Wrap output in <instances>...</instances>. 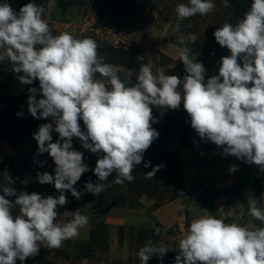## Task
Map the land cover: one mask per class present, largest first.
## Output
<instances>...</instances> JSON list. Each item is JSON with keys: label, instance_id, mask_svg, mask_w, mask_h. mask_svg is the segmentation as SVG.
<instances>
[{"label": "clouds", "instance_id": "1", "mask_svg": "<svg viewBox=\"0 0 264 264\" xmlns=\"http://www.w3.org/2000/svg\"><path fill=\"white\" fill-rule=\"evenodd\" d=\"M223 2L230 6L228 0ZM215 7L213 0H188L175 11L183 20L206 15ZM44 15L45 8L32 2L18 13L7 2L0 3V62L9 60L13 72L22 73L18 78L23 84L39 81V89H29L28 111L36 119L51 118L55 125L42 124L33 134L38 153L47 152L53 159L55 175L38 173L37 179L40 184H54L60 195H17L11 187L14 181L6 175V183L0 184V264L34 257L41 244L58 249L88 224L81 209L68 213V222L57 221V206L67 203L65 191L79 199L82 193L74 185L89 171L83 153L73 149V137L84 149L103 154L94 168L99 182H87V192L105 191L110 185L104 181L113 173L117 184L134 180V167L159 136L151 127V106L176 110L183 104L202 140L222 147L225 156L264 170V0H252L236 25L226 22L215 30V40L230 55L221 57L218 75L207 81L203 64L190 58L187 46L179 53L187 73L183 82L176 75H165L163 69L154 73L150 63L140 67L134 83L131 73L128 82L122 81L118 67L103 62L93 39H77L68 32L53 35ZM178 39L184 43L182 36ZM37 92L42 98L37 99ZM53 131L59 134L56 142H52ZM149 166L150 162L145 163ZM161 167H153L146 176L153 178ZM229 171H237V166ZM13 196L14 201L6 198ZM248 203L249 215L264 223V210L254 199ZM15 206L19 214L14 217ZM178 247L175 264H264V227L250 229L203 216L192 220ZM167 252L166 246L146 241L138 257L147 264L153 256L162 259Z\"/></svg>", "mask_w": 264, "mask_h": 264}, {"label": "trees", "instance_id": "2", "mask_svg": "<svg viewBox=\"0 0 264 264\" xmlns=\"http://www.w3.org/2000/svg\"><path fill=\"white\" fill-rule=\"evenodd\" d=\"M60 1L74 9L83 8L94 11L98 22L109 18L113 27L121 29L137 23V19L144 15H151L157 25L158 23L162 25L175 13L178 4L188 3V0ZM5 2L18 13L22 6L30 2L35 3V0H0V3ZM251 2L252 0H228L230 6L225 7L223 0H213L216 7L212 12L180 20L177 24L179 30L177 31L176 26L170 33L169 43L179 51L187 46L190 49V57L203 53L207 58L208 67H213L218 72L221 57L230 55V52L228 49L227 54L222 51V47L213 34L226 22L236 25L249 10ZM95 29V27L89 28L74 37L93 39L98 45V54L103 58V62L117 66L122 81L128 82L129 73H131V82L134 83L140 67L149 63L154 73L158 69H163L165 75H176L182 82L183 77L187 75L180 57L173 59L160 51L136 45L125 39L112 41L107 31L97 33ZM50 30L53 35H59L53 27H50ZM180 36L184 39L183 44L179 42ZM191 37L195 39H190ZM13 67L7 59L0 62V141L6 144L5 148L0 150V184L6 183L7 175L14 181L11 187L16 189L17 195L27 192L28 194L38 193L42 197H57L60 193L55 189L54 184L38 182V173L48 172L55 175V163L47 152L38 153V144L33 137L40 125L53 122L51 118L36 119L28 111L29 89L33 87L39 89L38 80L33 81L31 85L24 84L23 89L17 94L12 92V82L19 80L18 77L22 75V73L13 72ZM97 78L103 79L98 73ZM40 98L42 93L37 92V99ZM151 107L153 115L151 127L159 133V136L143 154L142 163L134 167L132 182L125 181L123 184H117L115 183L116 174L113 173L104 181L106 185H110L105 191L98 195L87 192L85 190L87 182H99L94 174V168L96 161L102 158L103 154H95L84 149L80 140L73 137V149L83 153V162L88 165L89 171L82 174L80 180L74 185L77 191L82 193L79 199L73 197L70 191L66 190L64 194L67 200L77 202L79 204L77 209H81L82 214L88 217L87 237L82 241H67L68 249L40 245L37 255L23 262L17 259L16 264H141L138 251L145 246L146 241H152L156 247L166 246L168 249L162 259L159 256H153L147 264H175V258L179 254V240L187 233L189 225L185 223L183 230L179 224L165 227L156 220L153 212L178 199L183 190L179 160L176 154L168 152V144L177 143L180 147L191 148L194 145L192 137L195 130L191 127L190 117L183 106L176 110ZM79 123L82 131H86L83 121ZM53 127H55L54 123ZM51 135L52 142L59 139V134L55 131ZM234 158L241 168L248 170L250 163L243 162L235 156ZM148 162L150 166L145 167V163ZM157 165H164V167H161L153 178L147 177L146 174ZM2 194L3 191L0 188V195ZM6 198L11 201L16 199L15 196ZM202 204L207 205L204 201ZM207 206L210 213L215 215L212 201ZM59 207L60 205L57 209ZM112 208L143 211L149 225L141 228L136 236L133 234L132 227L120 226L118 241L120 247L127 244V254L123 259L103 263L101 260L95 261V258L108 250L110 225L107 213ZM18 211L19 206L12 209L14 217L18 215ZM225 222L233 223L234 221ZM238 224L244 226L241 223ZM254 226L255 228L250 229L260 227L257 223H254ZM157 228L160 229L159 233L156 232Z\"/></svg>", "mask_w": 264, "mask_h": 264}, {"label": "rangeland", "instance_id": "3", "mask_svg": "<svg viewBox=\"0 0 264 264\" xmlns=\"http://www.w3.org/2000/svg\"><path fill=\"white\" fill-rule=\"evenodd\" d=\"M35 4L45 8V15L43 16V19L59 34L62 32H68L73 36H77L78 34L85 32L89 28L95 27V32L97 33L101 31H107L108 37L112 41L125 39L135 43L136 45H141L145 48L160 51L161 53L166 54L173 59L179 57L180 51L176 47L171 45L168 40L170 33L180 22V19H178L177 17L176 11L169 18V20L162 25L159 23L157 25L156 20L151 15H144V17H140V19H137V23H132V25H127L123 29H121L113 27L109 18L98 22L97 15L94 11L83 8L79 10L74 9L64 4L60 0H35ZM105 15H107V13ZM222 51L227 54V48L222 47ZM190 58L193 59V61L202 63L204 68L208 67L207 58L203 53L192 55ZM182 84L183 83H181V85L179 86L181 92L183 87ZM181 106H183V104H181ZM5 146L6 144L3 141H0V150L2 148H5ZM255 167V164H250L248 171L252 174L254 182L262 184V201L257 207L261 210H264V170H261L260 167ZM198 197L200 200V204L206 210V213L208 215H212L207 205L210 204V202L215 197L214 190L211 187H205L199 192ZM203 201L206 202L207 205L202 204ZM77 205H79L77 202L67 200V203L65 205L60 206L56 210L58 213L57 221L60 220L62 222H68L71 219L68 213H74L77 210ZM125 210L127 209L112 208L108 211L107 220L110 225L108 235V250L105 254L97 256L95 258V261L101 260L103 263H106L107 261L111 260L123 259L126 256L128 249L127 244H124L122 247H120L118 241V228L121 226L120 219L123 217ZM136 215L139 214H135V216ZM140 215L141 220L139 222L124 223L125 226L132 227L134 236L137 235L141 228L149 224L147 221H144L145 213L141 212ZM212 216L224 221H234L235 223H241L248 228H255V218L249 215V208L246 209L241 215L231 219L220 218L216 214V211L215 215ZM136 217L138 218V216ZM185 223L190 226V221L187 213L184 219L182 218L180 222H176L174 224H179L180 228L183 230ZM174 224L170 223V220L164 221V223H162V225H164L165 227H170ZM87 230V225L79 229V234L75 238L65 240L59 249H68L69 247L66 244L67 241H82L86 239ZM41 245L46 246L45 244Z\"/></svg>", "mask_w": 264, "mask_h": 264}, {"label": "crops", "instance_id": "4", "mask_svg": "<svg viewBox=\"0 0 264 264\" xmlns=\"http://www.w3.org/2000/svg\"><path fill=\"white\" fill-rule=\"evenodd\" d=\"M214 75L218 73L213 67H205V81ZM23 87L24 84L20 80H14L11 84L14 94L19 93ZM192 139L194 145L191 148L180 147L177 143H170L167 146L168 152L178 157L183 190L178 199L153 212L158 222L162 224L170 220V223L174 224L184 219L186 213L190 223L196 218L208 216L198 197L199 192L205 187L214 190L212 204L216 214L223 219L241 215L249 208V198L256 201V206L260 205L262 184L254 182L250 172L241 168L234 156H225L222 147L207 139L202 140L196 131ZM232 165L237 166V171L230 173ZM141 212L143 211L125 210L120 219L121 226H125L124 223L139 222ZM135 214L140 216L136 215L137 218ZM144 221H147L146 216Z\"/></svg>", "mask_w": 264, "mask_h": 264}, {"label": "water", "instance_id": "5", "mask_svg": "<svg viewBox=\"0 0 264 264\" xmlns=\"http://www.w3.org/2000/svg\"><path fill=\"white\" fill-rule=\"evenodd\" d=\"M255 222L260 225V227H264V223L260 222L258 219H255Z\"/></svg>", "mask_w": 264, "mask_h": 264}]
</instances>
